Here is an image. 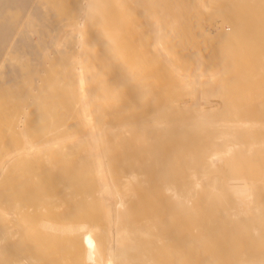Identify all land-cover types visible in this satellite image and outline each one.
Segmentation results:
<instances>
[{"label":"bare ground","instance_id":"1","mask_svg":"<svg viewBox=\"0 0 264 264\" xmlns=\"http://www.w3.org/2000/svg\"><path fill=\"white\" fill-rule=\"evenodd\" d=\"M263 32L264 0H0V264H53L46 232L88 227L102 240L75 264H264ZM132 80L148 109H129ZM170 83L174 117L148 118ZM131 120L174 128L175 153ZM78 190L81 223L29 212Z\"/></svg>","mask_w":264,"mask_h":264},{"label":"rangeland","instance_id":"2","mask_svg":"<svg viewBox=\"0 0 264 264\" xmlns=\"http://www.w3.org/2000/svg\"><path fill=\"white\" fill-rule=\"evenodd\" d=\"M247 11H253V12H258V10L256 8H251L248 9ZM203 25H205V22H202ZM263 37H264V32H263ZM256 43V42H255ZM217 48V46H216ZM255 52V51H254ZM259 56V53H258ZM161 67L163 66V63L159 64ZM161 72H159L156 77H150L151 80L155 81V82H161L163 83L164 79L167 78L166 76H169L168 74L165 75L167 73V71H169V67L166 70H160ZM124 74L123 76L126 74V70L125 68H123L122 71ZM258 84V82H257ZM126 88H128L126 90V92L128 93L129 97V109H133L135 111L140 110V108L142 109H148L149 106L145 105L143 103L144 98L147 96V94H144L143 91V86L141 84V82L137 81V80H132L129 83H125ZM173 87V85L170 83L168 85V87L164 90V92L162 93V95L160 96V100L157 104V110L152 113V114H148V118L150 119H161L160 121H162L163 123H170L169 119H172L174 117V113H172V111L174 112V106L175 104L171 101H174V96H175V91L173 90L171 92V99L167 100L165 99V97L167 96V92L168 90H171ZM248 87L251 88V83H248ZM176 89V88H175ZM137 100H140L139 102H136ZM133 105H137V106H133ZM117 109H119L118 111H116L115 115L121 111L124 110L122 108L117 107ZM125 112L122 111V115ZM259 115V113H256L254 116L257 118ZM145 117V116H144ZM132 121V126H133V134L140 140H142L143 136H145L146 134L150 133L152 131H145L144 129L141 128H136L137 123L133 120ZM176 121V120H175ZM129 122L126 121L123 124L127 125ZM171 131V127H169V134H166L165 130H160V131H154V135L152 134H148V139L150 140L151 137H154L157 139V143L161 144L163 147V153H165V158H166V150L168 148V146L171 145V150H172V154L175 153V143L177 141L176 138V130L173 128L172 132ZM135 143V139L132 137L130 140V143ZM148 166L149 169L148 173L144 172L145 178H146V183L144 184V186H146L150 191L153 192V196H158L159 199H165L167 194L172 193V189L171 187H169L168 185H166L164 183V179L163 177L159 174V169H155L154 171H152L150 173V163L148 162ZM166 164H164L163 167V171H165L166 168ZM174 168V165H173ZM133 181L134 184L132 182H130V186L134 187V185L139 184V175L137 174L136 176H131L130 177ZM176 179V178H175ZM158 183V191L157 193H154V184ZM166 188H168L169 190L167 191ZM78 193L76 196V200L77 203L73 202L74 199V194ZM67 191H65L63 193V198L62 201L59 203L62 206H58L55 209H51L50 207H43V208H29V212L30 214L34 215L37 213L42 214L41 217H37L36 220H42L45 219L46 222H54L57 224H64V223H68V222H76V223H81V221L83 220V216L81 215V212L79 211L77 213V216H75L74 214V204H77L78 209H81V206L83 205V200H82V196L80 193V190H78L77 192H72L66 196ZM136 195L131 196L129 199V204L132 203V198H134ZM72 201V202H71ZM153 202L158 203L159 202L157 200H154ZM84 209L86 210H91V211H96L99 210V207L95 204L94 199L93 198H89L86 201V205H84ZM79 209V210H80ZM71 210L73 212V214L71 213ZM83 210V209H81ZM53 212H57L55 215L52 214ZM46 215V217H45ZM68 216L70 217V219L67 220H63V217ZM97 221H99L97 218H94ZM37 221H33L31 222V226H35V223ZM56 224V225H57ZM61 227V226H60ZM131 234V233H130ZM132 235V240L133 241H139L140 243V247L143 246V241L144 236L143 234H131ZM102 236V234H99L95 229L91 230L89 227L87 229V231L83 234H78L75 235L73 233H63V232H58V231H53L50 232L48 231V233L46 232V238L50 237L51 241H46L49 243H46V263H48V261L51 259L53 260V264H75V262L81 258V255L83 254H88V255H92L94 254L97 250H96V244L97 242H99L100 240H102L100 237ZM20 237V233L17 232L16 234V238ZM48 238V239H50ZM163 244L159 243V245H154L157 247H154L153 249H151V251H157L158 253L162 252L163 249H165V247H167V244L169 242H167L166 237L163 236ZM162 244V245H161ZM200 247L202 246V243H200L199 245ZM201 249V248H200ZM202 250V249H201ZM35 259V256L33 257Z\"/></svg>","mask_w":264,"mask_h":264}]
</instances>
